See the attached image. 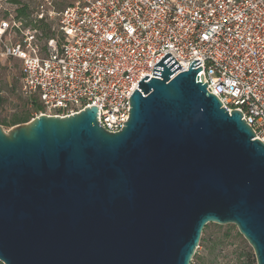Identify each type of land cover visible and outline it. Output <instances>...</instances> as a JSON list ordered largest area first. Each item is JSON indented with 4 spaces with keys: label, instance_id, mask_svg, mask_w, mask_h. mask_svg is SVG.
Returning a JSON list of instances; mask_svg holds the SVG:
<instances>
[{
    "label": "water",
    "instance_id": "95a60500",
    "mask_svg": "<svg viewBox=\"0 0 264 264\" xmlns=\"http://www.w3.org/2000/svg\"><path fill=\"white\" fill-rule=\"evenodd\" d=\"M170 55L118 131L96 105L0 125L3 264H190L208 223L234 224L264 264V143L200 59L176 73Z\"/></svg>",
    "mask_w": 264,
    "mask_h": 264
},
{
    "label": "built area",
    "instance_id": "2783aa9c",
    "mask_svg": "<svg viewBox=\"0 0 264 264\" xmlns=\"http://www.w3.org/2000/svg\"><path fill=\"white\" fill-rule=\"evenodd\" d=\"M7 4L1 53L21 62L20 93L39 105L31 119L96 105L100 125L118 131L137 82L160 74L153 65L169 52L176 73L200 59L206 89L264 143V0H72L62 10L36 0L34 22L50 25L49 38Z\"/></svg>",
    "mask_w": 264,
    "mask_h": 264
},
{
    "label": "rangeland",
    "instance_id": "374dc122",
    "mask_svg": "<svg viewBox=\"0 0 264 264\" xmlns=\"http://www.w3.org/2000/svg\"><path fill=\"white\" fill-rule=\"evenodd\" d=\"M33 10L36 0H20ZM56 8L62 10L72 0H54ZM16 7V6H15ZM11 7L7 0H0V21L6 19ZM38 31L44 37L43 29ZM17 37H11L16 39ZM20 60L1 53L0 47V120H9L13 115L28 110L33 116L36 109L29 103L23 105L25 97L20 93L21 71ZM31 120V119H30ZM1 125V124H0ZM5 132L12 127L1 125ZM196 258L190 264H256L252 247L238 232L234 224L208 223L202 230L199 244L196 248ZM0 264H3L0 261Z\"/></svg>",
    "mask_w": 264,
    "mask_h": 264
},
{
    "label": "trees",
    "instance_id": "16d2710c",
    "mask_svg": "<svg viewBox=\"0 0 264 264\" xmlns=\"http://www.w3.org/2000/svg\"><path fill=\"white\" fill-rule=\"evenodd\" d=\"M7 1L16 6L14 17L17 20H19L23 26L37 28V29L42 28L44 31V37L46 38H49L54 35V32L51 30V27L49 24H46L44 22H34L33 10H30L26 4H21L20 0H7ZM25 99L26 101L23 103V105L32 103V106L34 107V109H37L39 107V105L34 99L27 98V97H25ZM0 102H2L1 97H0ZM24 111L25 112H22L20 114L13 115L9 120H3V121L0 120V124L4 126L12 127L17 124L28 122L32 116L30 115L28 110H24ZM194 258H196V253H194L192 259Z\"/></svg>",
    "mask_w": 264,
    "mask_h": 264
}]
</instances>
